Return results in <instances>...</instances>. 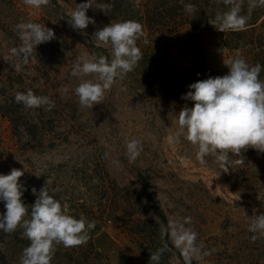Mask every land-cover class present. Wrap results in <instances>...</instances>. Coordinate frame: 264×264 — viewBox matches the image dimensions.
Returning a JSON list of instances; mask_svg holds the SVG:
<instances>
[{"label":"rangeland","instance_id":"1","mask_svg":"<svg viewBox=\"0 0 264 264\" xmlns=\"http://www.w3.org/2000/svg\"><path fill=\"white\" fill-rule=\"evenodd\" d=\"M57 1L60 13L68 17L76 4L87 2ZM130 2L141 7L142 0ZM44 7L27 6L24 0H0V174H9L12 168L24 171L20 183L27 189L22 196L25 205L35 202L32 188L39 192L46 184L50 195L67 205L70 214L92 218L100 226L94 244L106 257L104 264H150L144 253L145 237L160 244L168 239L162 232L168 222L188 216L193 218L190 226L202 246L193 264H264V236L255 234L258 238L253 241L254 233L248 230L253 210L264 213V153L248 148L240 157L230 156L243 162H234L227 173L212 156L201 165L188 141L181 138L179 144L168 143V135L178 127V112L146 95L134 79V70L114 82L101 104L82 108L74 91L79 79L71 72L79 56L93 53L80 42L112 51L110 44L93 37L97 29L116 23L108 22L100 9L87 11L95 24L82 31L70 27L69 18L59 20V37L67 45L49 47L52 56H39L38 45L27 63L16 57L6 61L10 50L21 45L16 25L39 23ZM48 19H43L46 26H50ZM65 30L75 37L68 40ZM190 32L184 28L151 38L153 73L160 72L166 61L176 69L191 68L192 56L180 52ZM201 40L208 64L215 70L227 68L224 63L233 56L219 33L207 32ZM95 54L104 56L103 52ZM17 63L21 65L18 71L12 67ZM47 66L54 78L47 81V94L55 107L41 112L17 104V91L31 89L41 95L39 77ZM57 111L63 114L59 117ZM5 112L15 115L18 125ZM34 124L38 130L30 129ZM133 138L141 141L143 151L130 163L126 143ZM101 204L106 205L105 217ZM4 212V201H0V213ZM140 230L145 232L140 234ZM1 248L0 244V264H5ZM160 264L184 262L177 249H168Z\"/></svg>","mask_w":264,"mask_h":264},{"label":"clouds","instance_id":"2","mask_svg":"<svg viewBox=\"0 0 264 264\" xmlns=\"http://www.w3.org/2000/svg\"><path fill=\"white\" fill-rule=\"evenodd\" d=\"M49 3L50 0H24L25 5L36 9ZM181 3L187 14H195L194 4L183 0ZM223 3L227 10L216 12L208 21L220 32L245 28L251 11L264 7V0H248V13L242 14L243 0H223ZM90 8L106 12L111 10V5L103 0L76 4L68 19L70 27L82 31L89 24L94 25V18L86 15ZM16 29L21 45L10 50L6 61L16 57L27 63L38 45L56 38L54 31L41 23L20 22ZM142 35L143 26L135 20L110 23L95 31L93 37L96 40L111 45V59L93 53L81 55L74 62L71 74L79 79L74 91L82 108L101 104L105 92L114 82L135 69L143 59L137 45ZM224 64L228 68L225 75L209 76L188 86L189 91L182 99L192 101L193 106L181 108L177 116L178 127L167 140L169 144H179L183 138L194 147L201 165H206V157L212 156L222 172L227 173L234 162H243L233 161L230 156L240 157L248 148L264 153V80L260 79L264 65L258 62L250 65L239 51ZM12 67L18 71L21 65L12 64ZM89 76L94 78H87ZM14 99L25 109L45 108L51 111L55 107L49 96L36 95L31 89L17 91ZM142 151L140 140L133 138L127 141L126 155L130 163L135 162ZM23 175L24 171L17 168H12L9 174H0V201H4L6 208V212L0 213V231L13 233L20 228L30 241L21 253L20 264H51L57 246L68 248L86 244L95 228V221H89L84 215L76 218L70 214L67 205H62L50 195L46 184L39 192L33 187L35 202L31 206L25 205L22 196L27 189L20 183ZM257 211L254 209L249 217L248 230L254 233L253 241L258 235L264 236V213L256 214ZM192 220L191 216L170 220L162 230L180 252L184 264H193L202 251L198 233L190 226ZM167 250L168 243L165 242L151 252L150 264H160Z\"/></svg>","mask_w":264,"mask_h":264},{"label":"trees","instance_id":"3","mask_svg":"<svg viewBox=\"0 0 264 264\" xmlns=\"http://www.w3.org/2000/svg\"><path fill=\"white\" fill-rule=\"evenodd\" d=\"M183 2L192 3L196 6L194 15H189L184 11L181 0H142L141 7H136L130 0H106V3L111 5V10L104 12L105 19L108 22L135 20L142 24L143 35L137 41V45L143 53V59L139 61L134 69V73H136L134 79H136L135 81L140 86V89L152 100H159L163 106L174 109L178 113L185 105L188 107L193 106L192 101L182 99V96L189 91L188 86L190 84L197 80L207 79L209 76H223L228 72V68L215 70L208 64L201 40L203 34L218 32L224 46L231 52L232 56H235L239 51L250 65H254L257 62L264 65V7H257L251 11L250 19L245 28L220 32L208 21L213 19L216 12L227 10L223 0H183ZM60 9L61 6L57 0H50L49 5L44 7L39 23L46 24L43 19L49 18L50 26L47 25V27L52 29L55 37H57L49 42L40 44L39 56H52V51L50 52L49 47L56 46L60 48L67 45V41H64L65 38L60 40L59 36L62 35V31L59 32L57 27L59 20L68 19L69 17L64 12L60 13ZM247 13L248 0H243L242 14ZM55 15L58 16V19H54ZM184 28H190L191 32L186 40L181 43L180 52L192 56L191 68L176 69L166 61L160 72L153 73L149 65L152 47L150 41H153L151 38L155 34L173 35ZM146 31L148 32L147 36L144 35ZM63 35L68 40L75 37L67 30L64 31ZM80 43L90 53L103 52L104 56H111L112 51L107 48L95 45L89 46L84 42ZM49 69H51V66H47L39 77L40 93L45 96H49L47 94V85H49L47 81L54 79L50 75ZM263 78L264 71L260 74V79ZM61 107H63L64 112L67 110L66 104ZM40 110L43 112L44 108H40ZM62 114L57 111L59 117ZM5 115H8L12 124L18 125L15 115L7 114L6 112ZM41 122L44 123L43 121ZM30 129L38 130L37 124L31 125ZM100 207L102 208L101 216H107L106 205L102 206L101 204ZM86 218L92 221L89 216ZM162 219L167 223L165 216L162 215ZM99 229L100 226L95 224V228L90 232L89 241L82 246L68 248L63 245L57 246L51 264H104L103 261L106 257L94 244V236ZM144 232V230H140L139 233L142 234ZM0 236L1 249L4 250L3 253L6 256L5 264H20L21 253L29 245L22 237V230L17 229L13 233L0 231ZM145 238L144 253L149 257L151 252L160 248L165 242L168 243V249L176 251V248L168 239H164V242L156 245L149 238Z\"/></svg>","mask_w":264,"mask_h":264}]
</instances>
